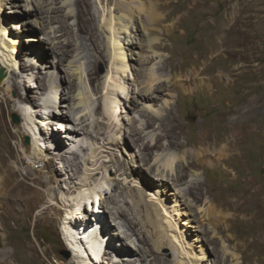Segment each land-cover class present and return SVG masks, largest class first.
Wrapping results in <instances>:
<instances>
[{"label":"rangeland","instance_id":"rangeland-1","mask_svg":"<svg viewBox=\"0 0 264 264\" xmlns=\"http://www.w3.org/2000/svg\"><path fill=\"white\" fill-rule=\"evenodd\" d=\"M77 1L78 0H0V12L3 17L6 18L5 22H7L8 19H12L16 21L12 23L14 26L17 25L18 20L15 17H13L14 19L11 18L12 14L9 13V11L12 9H19L34 12L35 9H38V17L34 14L29 15L33 24L30 25V31L25 32L33 34L36 38H41L40 35L42 33L44 35L47 33L50 40L53 41V44L56 45L60 51V54L50 55L48 57V63L43 61L39 62L40 69H34L31 72L17 71L16 76H14L11 81V85L18 82V90L22 95H38V97L34 99L37 105L32 108L34 111H37L34 113V121L44 119V116L49 113L51 116L52 111L47 112L43 108L47 102V94L51 92V87L56 86L59 81H54L53 78L50 77V74L54 72L57 74L55 66L58 64L59 59H61V53H63L65 49L63 46H71L70 48L68 47L70 50L69 54L63 59L64 67H62V76L66 78V83L63 84L58 93H56L57 99H55L52 94L50 96V101L52 103L54 102L58 110L61 109L66 112L68 111L66 107L59 108V105L63 104L60 102L59 98V94H61L63 89L66 95L77 96L80 92L86 94L85 96L91 95L93 99L91 102H88V109L84 108L85 112L78 113L82 107L81 105H76L79 109L75 110L72 114V121L74 124L79 123L77 119H80L81 115L84 113H89L88 116H93V119L91 118L87 124L92 123L91 121L96 118H99L100 121L105 123H107V121L110 123L114 122L112 128H109L106 124L104 125V130L108 132L107 135L117 140L118 137H115L114 133L115 131L117 132L118 129H122L123 133H121V138L119 137L120 142H124L128 146L130 144L131 146L126 149L125 145L122 144V146H124V153H132L133 156L136 155L137 165H141L145 169L151 168L152 172L150 173V178L152 181H154V178L159 179V177H157L159 175L167 176L170 174V178H173V175L176 174V166L185 164L184 159L181 158V156L183 157L184 155L183 152L194 150V148L192 145H185L179 149L172 147L167 137L168 129L162 126V122L159 119L162 114H167L168 107L165 102H172L176 99L174 92L167 91L168 95L160 96L159 100L155 102H144L140 99L137 92L142 89V87L149 85L152 78L155 76H161V78L164 79H160L161 82H165V79L167 80L166 82L170 81V79L172 80V68L170 64L166 63V60L172 61L179 70L180 67L184 69L190 68L193 62L196 61H200V64L205 61L210 63L209 58L212 57V51L219 53L222 49L220 45L221 38H226L229 45L233 38V35L225 31L227 26L231 25V23L225 22L237 20L239 31L237 36L238 46L236 49L240 51L238 61L241 69L239 72H242L241 75L243 76L239 80V89L233 91L225 88L224 85L220 83L215 85V93L205 87L190 96L180 91L178 105L176 107L174 105L172 106L179 112L186 126V131L181 134L180 140L182 143H186L187 140L190 143L197 141L200 132L222 133L227 126H234L237 117H239V119L242 118L241 114L245 111L246 107L245 104L235 106V103L232 101L233 97H240L243 100L249 101L254 100L257 113V121L253 127L254 133L244 145L242 154L234 152L236 155L231 159L229 173H226L221 165L212 168L207 167L205 173L206 178L201 176L202 168L188 171L187 179L179 183V189L187 191L189 188L188 183L200 176L201 181L206 183L204 188L205 191H203L206 193H204L201 200H197L189 195L185 199L186 202L190 204L191 210L188 208H184L185 210H183V208L177 207L181 209V213L183 212L184 215H175V211H173L172 208L169 209V207H166V209L168 212L170 211V215L174 217L179 226L185 228L186 231H184L183 234L189 242L188 246L194 247L197 253H203V251H200V247H196L199 243L196 241L197 236L191 234V230L193 229L192 225L200 227L203 230L208 238V252L207 250L204 251L205 253H203V255L205 258L210 259L204 264H216L215 259H220L221 264H258L259 262H261L260 264H264V219L262 221L253 220L251 215H248L247 218H249L250 221L245 223L244 220L240 219V216L234 219V217H232V211L223 209L219 204L220 200L227 195L235 196L249 193V191L246 190L247 184L245 180H254L255 187H262L263 191L261 195H264V0H154V2L158 3L172 2V4L163 11L164 14L168 11H174L173 17L166 20V24H164L165 27L167 24H175L180 16H184L185 21H182V24L175 28L171 37L168 38H164L159 34H152L149 30H144L141 23L138 21L139 33L141 39L145 41L146 48L144 52H142L139 47L133 48V51L145 57L141 58L142 56L138 57L134 55V60L129 62L126 54V61H128L126 63H128L129 68L125 73L117 68V66H114V59L110 58L108 48L105 51L107 55L106 59L98 58V53L95 48L91 46L87 36L81 35L77 21ZM135 1H138L137 4H143L146 9L152 6L151 0ZM93 2V12L97 13L98 16L97 25L104 39V43L107 46L109 36L111 37L112 35L105 27L106 19H109V11L115 10V2L125 4L126 2H130V0H113V3L109 5L105 0H93ZM196 4H198V7L194 10ZM5 5L8 8H3ZM57 9L60 10L58 11ZM52 10H56L58 13H52ZM58 14L60 15V19H56ZM115 15L119 16L122 15V13L116 11ZM16 17H20V14ZM26 18V20H28V17ZM51 18H53V20H51ZM21 20L22 22L26 21L23 18ZM36 20L44 22L45 29L41 30L38 28ZM64 20L71 29L68 34L59 32ZM256 23H258V26ZM112 25L116 26V21H114V19ZM130 26L131 24L129 27ZM130 31L131 30H129L128 33ZM16 32L20 35L23 33L21 29L16 30ZM254 34L256 35L255 39ZM120 37L122 40L124 39L125 42L127 34L122 33ZM161 39H164L163 42L168 48L154 49L152 47L153 44L161 41ZM38 42L41 45H45L44 41ZM20 45V51H22L20 55L24 59V63L30 66L29 57L25 56L26 54L24 53L27 46L23 41L20 42ZM110 52L113 53L111 48ZM223 55L224 56L221 58L212 62L214 63L213 70L214 75H220L224 80H227L229 70L235 61L231 58V51L229 48L223 50ZM147 57H150V61L140 63L141 59L143 60ZM45 64L49 65L48 69H46ZM67 66H71V69H78L80 75L73 74L72 72L70 73L71 69ZM139 70L142 71L141 77H137ZM117 71L120 73L116 74L115 72ZM121 74L122 77L124 75V80L128 82L127 85L133 89V96L139 100V103L135 104L128 100H121L116 94L114 97L120 100L118 107L123 110L122 113L121 111L117 113L119 121H116L114 118L111 119L109 115H106L107 119L103 120V111L101 112V110L99 111L97 109L101 104L103 105L106 94L109 91L113 92L112 90L119 88L120 83L123 82V80L119 78ZM206 77L209 78L210 76L206 75ZM32 79H34L36 85H40L41 87L43 84L44 86L40 89L29 88V85L32 84ZM178 79H180V76ZM99 84L102 85V89H100L99 93L95 94L94 87ZM0 85V111L4 123L10 127L11 132L16 133L15 136L9 137V144L11 149L17 154L20 149V144H28V141L27 138H24L19 132H16V127L19 124L15 123L13 120V116L18 115L13 113L15 102L6 101V99L10 98V95L7 88L2 87V83ZM70 87H72V89H70ZM52 91L55 92V90ZM121 95L123 96L120 92V96ZM31 98L33 99V97ZM77 98L73 103L78 102ZM230 103L232 106L231 108L236 107L235 111L229 114L228 120L220 122L219 113L223 110H229ZM154 112L159 113L155 115ZM152 118H155V122L149 126L147 122ZM50 120L54 132L59 133V137L62 139V143H64L63 146L65 147L61 154L58 155L60 152H57L59 150H55L56 144L54 143L51 145V157L53 159L50 161L51 169L54 173L59 174L61 173L60 170L64 168V172L67 174L65 178L68 183L65 187L69 190L70 188L74 189L76 181L85 176V163L92 155L93 149L91 150L90 145L93 143V140H88V138L81 140L80 138V140L77 139L73 143V141L68 138H61V135L64 133L58 132V125L64 124L71 128V124L69 125L53 118ZM56 121H59L60 124H57ZM21 122L22 120L20 119V123ZM45 126L42 128L40 127V129L38 128V137L40 140L42 139V141L51 135L49 131H51L52 128L50 127L51 129L48 130L47 125ZM91 126L93 127L91 130L93 131L95 129V124L93 123ZM124 134H126V138ZM155 144H158L159 147L152 149V154L146 162H141L140 155L144 147L147 145L154 146ZM42 146L45 149V143H43ZM70 149L75 151L74 154L71 153ZM63 156L64 160H62ZM125 156L124 154V157ZM13 161H16V158H13ZM48 171L49 169H47V172ZM235 173H237V177H235ZM109 176L111 177L108 172L107 178H109ZM233 177L237 179H232ZM120 179H122V177H120ZM138 180L139 179L134 178V184L136 188L139 189L141 184ZM108 187L112 190H108V196L117 199L114 200V204H109L107 202L106 207L104 204L101 209L102 213L106 210V213L102 215H105L110 228H112V232L116 234L113 236L108 235V239L114 237L115 240L118 233L128 239L127 241L132 249H136V245L139 243L137 235L131 231L127 220L124 217L117 219V216L114 215L117 212V208L123 207L126 209L127 213H129V220L133 219L134 222L139 224L137 230L142 233V236L145 235L146 238H148L152 248L153 236L150 232H146L151 231V228H142L141 218L138 214L139 212L143 213V210L139 209L137 206H133L127 194L123 193L122 190H116L113 185L107 183L106 188ZM152 189L146 188V200L148 206L151 205V207H154H152V209L159 207V205L157 206V204H155L157 200L155 198L157 197L168 198V201H166L167 206L175 204L172 196L169 197L166 194L161 195V193H155L156 195H153ZM57 192L59 195V190H57ZM114 207H116V209H114ZM39 208L40 206L34 210L33 216H31L28 222L20 220L18 218L21 216L20 211L14 208L8 212L7 216H9V218L7 217V222H0V251L8 250L12 254L16 251V259L14 260L13 257H10L6 264H57L54 261L55 256L58 261L63 264H76L61 234L59 221H54V219L51 218H42L39 222H36ZM185 212L189 213L190 216ZM92 217H97V215L94 214ZM52 220L54 223L56 222V224H53ZM169 232L170 235H175L173 229L169 228ZM214 244L217 245V250L213 253L212 248ZM179 245L176 247L178 250H173L171 247H163L160 248V250L154 249V253L160 254V256L164 255L168 264H183V253L185 254V251L181 246L179 248ZM108 246L110 245L108 244ZM31 247L34 248L35 253L32 252ZM146 247L149 249V245H146ZM45 249L48 251L44 252L43 250ZM68 253H70L69 257L67 255ZM117 262L118 261H116V263ZM122 262L123 261H120L118 264H124ZM134 262L135 264H142V262H138L136 258ZM154 264H161V261H156Z\"/></svg>","mask_w":264,"mask_h":264},{"label":"bare ground","instance_id":"bare-ground-1","mask_svg":"<svg viewBox=\"0 0 264 264\" xmlns=\"http://www.w3.org/2000/svg\"><path fill=\"white\" fill-rule=\"evenodd\" d=\"M151 1L152 6L148 9H146L143 4H137L138 1L136 2L135 0H130V2H126L125 4L115 2L114 5L116 8L114 11H109V19H106L105 22L107 31L112 34L111 37L109 36L108 45L106 46L97 25V13L93 12V0H78L76 4L79 32L81 35L87 36L91 46H93L98 53V58L106 59L107 55L105 51L108 48L110 58L114 59V66H117V68L125 73L129 68L128 63H126L128 62L126 61V54L129 62L134 60V55L138 57L142 56L141 58L145 57L133 51L135 47H139L142 52H144L146 48L145 41L141 39L139 33L138 21L141 23L144 30H149L152 34H159L164 38L171 37L175 28L180 26L182 21H185V17L180 16L175 24H167V29L164 24H166V20L173 17L174 11H168L165 14L163 11L166 10L172 2L158 3L154 2V0ZM105 2L109 5L113 3V0H105ZM197 7L198 4L195 5L194 10H196ZM3 8L6 9L8 7L5 5ZM57 10L59 11L60 9ZM116 11L122 13V15L116 16ZM56 12V10H52V13ZM9 13L12 14L11 18H17L18 23L14 26V24H12L14 20L12 19H8L7 22H5L6 18H4L0 12V74L3 75L1 83L2 87L7 88L10 95V98L6 99V101L15 102L13 113L18 114L22 120L16 127V132H19L24 138L29 139V141L28 144H20V149L17 154L11 149L9 137L15 136L16 133L11 132L10 127L4 123L0 111V222H7L9 218L7 214L12 208L20 211L21 216L18 217L20 220L28 222L31 216H33L34 210L40 206L36 222H39L42 218H51L54 219V221H59L61 234L76 264H118L120 261H123L122 263L124 264H135V258L138 262H142V264H154L156 261H161V264H168L164 255L160 256V254L154 253V249L160 250V248L163 247H171L173 250H178L176 247H178L177 245L179 244V248L181 246L185 251V254L183 253V264H204L206 261L210 260L203 255V253H205L204 251L207 250L208 252V238L203 230L200 227L192 225L193 229L191 230V234L197 236L196 241L199 243L196 247H200V251H203V253H197L194 247L188 246L189 242L183 234L184 231H186L185 228L179 226L178 222L170 215V211L168 212L166 207H169V209L172 208V210L175 211V215H184L183 212L181 213V209H190V204L185 200L187 196H193L195 199L201 200L204 193H206L203 192L205 191L204 188L206 183L201 181V176L206 178L205 173L207 167L212 168L221 165L226 173L230 172L229 167L231 166V159L236 155L234 152L242 154L244 145L254 133L253 127L257 121L256 107L254 100L249 101L243 100L240 97H233L232 101L235 103V106L245 104L246 107L245 111L241 114L242 118L239 119V117H237V124L235 123L234 126H227L222 133L200 132L197 141L191 143L188 140L186 143H182L180 140L181 134L186 131V126L175 107L178 105L180 99V91L190 96L205 87L215 93L214 87L216 84L220 83H222L225 88L233 91L239 89V80L243 76L241 75L242 72H239L241 69L238 61L240 51L236 49L238 46L237 36L239 31L237 20L225 22L231 23L229 26L226 25L227 28L225 31L233 35V38L230 45L226 38H221L220 45L222 49L219 53L212 51V57L209 58L210 63L205 61L200 64V61H196L193 62L190 68L184 69L180 67L179 70L172 61L166 60V63L170 64L172 68V80L170 79V81L166 82L167 80L165 79V82H161V76H152L153 78L149 85L142 87V89L137 92L140 99L144 102H155L159 100L160 96L168 95L167 91L174 92L176 99L172 102H165L168 107L167 114H162L159 119L162 122V126L168 129L167 137L172 147L179 149L185 145H192L194 148V150L183 152L184 155L183 157L181 156V158L184 159L185 164L176 166V174L173 175V178H170V174L167 176L159 175L157 176L159 179L154 178V182L150 178V173L152 172L151 168L145 169L143 166L137 165L136 155L133 156L132 153H124V146H122V144L125 145L126 149L131 146L130 144L128 146L126 143L120 142V136L121 133H123L122 129H118V131L114 133L115 137H118L117 140L107 135L108 132L104 130V125L106 124L109 128H112L114 122L110 123L107 121V123H105L100 121L99 118H96L91 121L92 123L89 122L90 124H87L91 118L93 119V116H88L89 113H84L81 115L80 119H77L79 123L74 124L72 121V114L75 110L79 109L76 105H81L82 107L78 113L85 112L84 108L88 109V102H91L93 99L91 95L85 96L86 94L81 92L78 93L77 96L66 95L63 89L61 94H59L60 102L63 104H60L59 108L66 107L68 110L66 112L61 109L58 110L54 102L52 103L50 101V96L52 94L54 95L53 97L57 99L56 93H58L60 87L66 83V78L62 76V67H64L63 59L69 54V48L71 46H63L65 49L63 53H61V59H59L58 64L55 66L57 74L56 72L50 74V77L53 78L54 81H59L56 86L51 87V92L47 94V102L43 108L47 112L52 111L51 116L49 113L44 116V119L34 121V113L37 111H34L32 108L37 105L34 99H36L38 95H22L18 90V82L11 85V81L14 76H16L17 71L31 72L34 69H40L39 62L43 61L48 63V57L52 54H60V51L57 46L53 44V41L50 40L46 32V35L43 33L40 35L41 38H36L33 34L25 32L30 31V25L33 24L29 15L34 14L38 17V9H35L34 12L12 9ZM19 14L21 18L16 17ZM26 17H28V20H26ZM22 18L26 21L22 22ZM56 19H60L59 14L56 16ZM113 19L116 21V26L112 25ZM51 20H53V18H51ZM36 23L38 28L41 30L45 29L44 22L36 20ZM130 24L131 26L129 27ZM256 25L258 26V23H256ZM19 29L23 32L21 35L16 32V30ZM70 30V26L64 20L59 32L68 34ZM129 30L131 31L128 33ZM122 33L127 34L125 42L124 39L122 40L120 37ZM255 37L256 35L254 34V39ZM21 41L27 46V49L23 51L26 54L25 56L29 57L30 66L24 63V59L20 55V52H22L20 51ZM38 41H44L45 45L39 44ZM163 41L164 39H161V41L153 44L152 47L154 49H167L168 47ZM110 48L113 50V53L110 52ZM227 48L230 49L231 58L235 62L229 70L228 79L224 80L222 76L214 75V63L212 62L224 56L223 50ZM146 61H150V57L143 60L141 59L140 63H145ZM45 65L46 69H48L49 65ZM68 68L71 69V66ZM119 71L115 73L118 74L120 73ZM71 72L73 74H79L78 69H71L70 73ZM206 75L210 77L208 78ZM141 76L142 71L139 70L137 77ZM179 76L180 79H178ZM119 78L123 80L119 88L112 90L113 92L109 91L106 94L103 105L101 104L97 109L99 111L101 110V112L103 111V120L107 119L106 115H109L111 119L114 118L116 121H119L117 113L118 111L122 113L123 110L118 107L120 103V100L117 98L118 96L121 100H128L135 104L139 103V100L133 96V89L128 86V82L124 80V75L122 77L121 74ZM31 83L29 88L40 89L44 86L43 84L41 87L40 85H36L34 79H32ZM70 89H72V87H70ZM100 89H102L101 84L95 86V94L99 93ZM52 90H55V92ZM120 92L123 96H120ZM116 94L117 97H114ZM31 97H33V99ZM76 98L78 102L73 103ZM229 107V110H223L219 113L220 122L228 120L229 114L235 111L236 107L231 108V103ZM154 113L157 115L159 112ZM51 118L69 125L71 124V128H69L64 124H60L59 121H56L57 124L61 125V127L58 128V132H62L63 130L66 132L65 135H61V138H68L73 141V143L77 139L80 140V138L81 140L87 138L88 140H93V143H90L91 150L93 149L92 155L87 161L85 160V176L76 181L74 189L70 188L69 190L65 187L68 183L65 178L67 174L64 172V168L60 170L61 173L59 174L54 173L51 169L50 161L53 160L51 157V145L54 143L56 144L55 150H59L57 152H60L58 155H60L65 148L62 139L59 137V133L54 132V128H52L50 122ZM154 122L155 118H152L148 120L147 124L150 126ZM93 123L95 124V129L92 131L91 128L93 127L91 125ZM45 125H47L48 130L52 128L51 131H49L51 135L45 138L46 141H42V139L40 140L38 137V128L40 129V127L42 128ZM124 135L126 138V134ZM43 143H45L46 150L42 146ZM156 147H159L158 144L154 146H145L140 155L141 162H146L152 154V149ZM70 150L71 153L74 154L75 151L72 149ZM124 154L126 155L125 157ZM13 158H16V161H13ZM62 160H64V156ZM197 168H202L201 176L188 183L189 188L187 191L179 189V183L187 179L188 171ZM47 169H49L48 172ZM108 172L111 175L109 178H107ZM120 177H122V179H120ZM235 177H237V173H235ZM134 178L140 181L141 187L139 189L136 188L134 184ZM232 179L237 178L233 177ZM245 182L247 184L246 190L249 191V193L235 196L227 195L220 200L219 204L223 209L232 211L231 213H233L232 217H234V219L240 216V219L248 223L250 219L247 218V216L251 215L253 220L262 221L264 219V195H261L263 191L262 187H255L254 180H245ZM107 183L113 185L116 190H122L123 193L127 194L133 206H137L139 209L143 210V213L139 212L138 214L141 218L142 228H151V231L146 232H150L153 236L152 248L148 238H146L145 235L142 236V233L137 230L139 224L134 222L133 219L129 220V213H127L126 209L123 207L117 208V212L114 215L117 216V219L124 217L127 220L131 231L137 235L139 243H137L136 249H132L127 241L128 239L118 233L115 240L114 237L108 239V235L113 236L116 234L112 232V228H110L105 215H102L106 213V210L102 213L101 209L104 204L106 207L107 202L109 204H114V200L117 199L108 196V190H112L109 187L106 188ZM146 188H153V195L155 193H161V195L166 194L169 197L172 196L175 204L167 206L166 201H168V198L157 197L155 198L157 199L155 204H157V206L159 205V207L152 209L153 206H148L146 200ZM57 190H59V195ZM92 198H96L95 201L99 206V211H97L96 214L94 211L90 213L86 204L83 205L81 210V203L85 200L90 201ZM177 207H181V209ZM114 209H116V207H114ZM94 214L97 215V217L92 219V215ZM186 214L190 216L189 213ZM54 221L52 223L56 224ZM169 228L175 231V235H170ZM108 244L110 246H108ZM146 245H149V249ZM31 250L35 253L33 247H31ZM216 250L217 245L214 244L212 252L214 253ZM43 251L46 252L48 250L45 249ZM10 257H13L15 260L16 251H14V254L10 253L8 250L0 251V264H6ZM54 261L57 264H63L58 261L56 256ZM116 261L118 262L116 263ZM215 263L221 264L220 259H215ZM260 263L261 262L258 264Z\"/></svg>","mask_w":264,"mask_h":264},{"label":"water","instance_id":"water-1","mask_svg":"<svg viewBox=\"0 0 264 264\" xmlns=\"http://www.w3.org/2000/svg\"><path fill=\"white\" fill-rule=\"evenodd\" d=\"M3 79V75L0 74V82L2 81ZM13 120L15 123L19 124L20 123V117L18 115H14L13 116ZM27 141H29V139H27ZM68 257L70 256V253L67 254Z\"/></svg>","mask_w":264,"mask_h":264},{"label":"trees","instance_id":"trees-1","mask_svg":"<svg viewBox=\"0 0 264 264\" xmlns=\"http://www.w3.org/2000/svg\"><path fill=\"white\" fill-rule=\"evenodd\" d=\"M13 22H16V21H13Z\"/></svg>","mask_w":264,"mask_h":264}]
</instances>
